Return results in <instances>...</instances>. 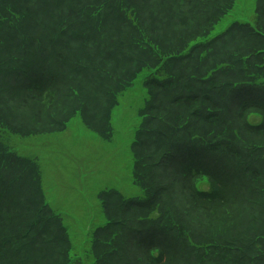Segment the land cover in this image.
I'll return each instance as SVG.
<instances>
[{
    "label": "trees",
    "instance_id": "trees-1",
    "mask_svg": "<svg viewBox=\"0 0 264 264\" xmlns=\"http://www.w3.org/2000/svg\"><path fill=\"white\" fill-rule=\"evenodd\" d=\"M233 3L0 0V264H81L39 169L2 138L54 133L76 114L105 138L139 78L143 198L99 195L92 263L264 264V0L253 26L211 35Z\"/></svg>",
    "mask_w": 264,
    "mask_h": 264
},
{
    "label": "rangeland",
    "instance_id": "rangeland-1",
    "mask_svg": "<svg viewBox=\"0 0 264 264\" xmlns=\"http://www.w3.org/2000/svg\"><path fill=\"white\" fill-rule=\"evenodd\" d=\"M256 9V0H235L232 11L215 26L211 35L221 33L234 22L251 24ZM146 98L139 78L112 108L105 138L88 129L78 116H72L54 133L28 137L10 134L2 138L15 154L37 162L42 201L59 215L73 255L84 264H92L86 255L89 235L104 223L99 206L102 191H118L125 199L141 195L132 175L131 143ZM252 122H258V118ZM198 186L206 188L204 182Z\"/></svg>",
    "mask_w": 264,
    "mask_h": 264
}]
</instances>
